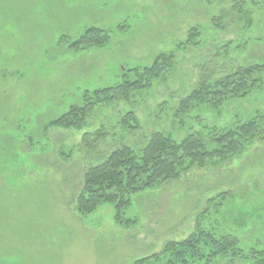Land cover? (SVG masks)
<instances>
[{
    "label": "rangeland",
    "instance_id": "rangeland-1",
    "mask_svg": "<svg viewBox=\"0 0 264 264\" xmlns=\"http://www.w3.org/2000/svg\"><path fill=\"white\" fill-rule=\"evenodd\" d=\"M92 28L108 32L109 44L71 51ZM193 29L201 34L190 42ZM161 54L174 55L173 67L131 102L96 108L82 130L50 127L86 92L135 79L128 70L151 67ZM258 64L264 0H0V264H135L198 228L237 237L249 255L212 264H256L251 254L264 250V141L134 195L125 217L136 224L128 228L112 205L81 216L76 202L87 171L119 148L142 150L155 132L210 142L264 113V89L219 109L179 112L202 81ZM128 115L138 125L127 124Z\"/></svg>",
    "mask_w": 264,
    "mask_h": 264
},
{
    "label": "trees",
    "instance_id": "trees-1",
    "mask_svg": "<svg viewBox=\"0 0 264 264\" xmlns=\"http://www.w3.org/2000/svg\"><path fill=\"white\" fill-rule=\"evenodd\" d=\"M240 4L243 6L244 2ZM200 34L199 29H193L190 42ZM110 40L108 32L92 28L80 39L70 43L69 49L81 52L103 48ZM174 59L173 54H161L151 67L128 70V73L135 74V79L126 75L127 79L114 87L86 92L83 104L72 106L67 113L51 123L50 127L84 129L96 108L131 102L135 93L152 87L165 69L172 68ZM257 89H264V64L239 67L214 83L202 81L188 98L181 101L179 112L181 115L188 114L203 105L219 109L227 101L247 97ZM129 120L138 125L135 116L128 115L124 121L128 124ZM104 135L105 133L99 132L97 138L101 140L100 137ZM257 141H264V113H258L253 119L232 129L217 132L210 142L200 134H189L182 141H177L164 132H155L142 150L124 146L87 171L83 190L76 202L77 212L81 216H89L102 205L109 204L115 208L117 224L131 227L136 224V220L127 219L125 215L132 205L134 195L179 178L193 167H204L210 159L228 161L245 152ZM218 235L215 230L198 228L187 240L168 243L162 254L138 260L135 264H194L202 260H207L206 264H212L219 257L249 258L248 254L239 249L240 240L237 237ZM251 256L256 264H264V250L255 251Z\"/></svg>",
    "mask_w": 264,
    "mask_h": 264
}]
</instances>
